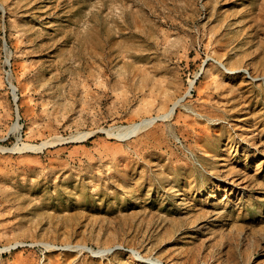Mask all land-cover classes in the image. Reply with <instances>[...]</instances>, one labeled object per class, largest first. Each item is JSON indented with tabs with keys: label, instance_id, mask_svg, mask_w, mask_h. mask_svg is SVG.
Returning a JSON list of instances; mask_svg holds the SVG:
<instances>
[{
	"label": "rangeland",
	"instance_id": "1",
	"mask_svg": "<svg viewBox=\"0 0 264 264\" xmlns=\"http://www.w3.org/2000/svg\"><path fill=\"white\" fill-rule=\"evenodd\" d=\"M0 5V264H264V0Z\"/></svg>",
	"mask_w": 264,
	"mask_h": 264
},
{
	"label": "bare ground",
	"instance_id": "2",
	"mask_svg": "<svg viewBox=\"0 0 264 264\" xmlns=\"http://www.w3.org/2000/svg\"><path fill=\"white\" fill-rule=\"evenodd\" d=\"M178 102L179 101L174 103V106L172 107L171 112H173L175 107L178 105ZM151 120H153V119H151ZM151 120H143L142 122H139V123H134V124H131L128 126L121 127V128H119V136H127L129 134H135V133L139 132L144 127V125L150 124Z\"/></svg>",
	"mask_w": 264,
	"mask_h": 264
},
{
	"label": "water",
	"instance_id": "3",
	"mask_svg": "<svg viewBox=\"0 0 264 264\" xmlns=\"http://www.w3.org/2000/svg\"><path fill=\"white\" fill-rule=\"evenodd\" d=\"M0 7L2 8V11L5 12L4 7H3L2 5H0ZM4 45H5V48H7V42H6V40H4ZM8 63H10V61H9ZM10 87L12 88L11 85H10ZM15 90H16V89H15ZM16 97H17V96H16ZM16 97H14L15 104H16V102H17V100H18V97H17V98H16ZM16 105H17V104H16Z\"/></svg>",
	"mask_w": 264,
	"mask_h": 264
}]
</instances>
